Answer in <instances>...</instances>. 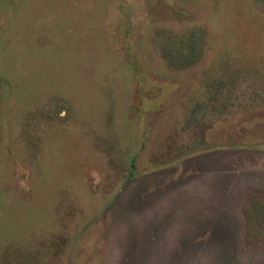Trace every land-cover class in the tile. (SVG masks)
<instances>
[{"label":"rangeland","instance_id":"374dc122","mask_svg":"<svg viewBox=\"0 0 264 264\" xmlns=\"http://www.w3.org/2000/svg\"><path fill=\"white\" fill-rule=\"evenodd\" d=\"M253 202L264 0H0V264H264Z\"/></svg>","mask_w":264,"mask_h":264},{"label":"trees","instance_id":"16d2710c","mask_svg":"<svg viewBox=\"0 0 264 264\" xmlns=\"http://www.w3.org/2000/svg\"><path fill=\"white\" fill-rule=\"evenodd\" d=\"M197 107V108H196ZM193 111H192V116L190 119H188L187 123H191L192 121H198V116L201 115L200 117L204 116L203 112L206 111L205 107L203 106H196ZM201 119V118H200ZM252 208V210H251ZM255 211L258 215L253 216L251 212ZM246 213V219L247 222L251 224V221L253 222V219L256 220V222L259 224L260 228L264 226V204L259 203V202H253L251 205L245 209ZM250 213V214H249ZM258 232V230H257Z\"/></svg>","mask_w":264,"mask_h":264}]
</instances>
